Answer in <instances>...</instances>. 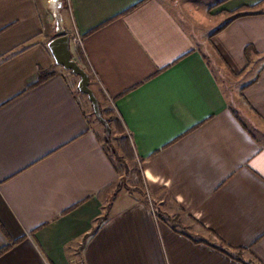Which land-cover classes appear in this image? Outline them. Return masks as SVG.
<instances>
[{"label": "crops", "instance_id": "obj_1", "mask_svg": "<svg viewBox=\"0 0 264 264\" xmlns=\"http://www.w3.org/2000/svg\"><path fill=\"white\" fill-rule=\"evenodd\" d=\"M47 3L0 0V264H264V0H212L221 26L246 15L206 52L164 0H65L69 56L141 170L132 191L51 53Z\"/></svg>", "mask_w": 264, "mask_h": 264}, {"label": "rangeland", "instance_id": "obj_2", "mask_svg": "<svg viewBox=\"0 0 264 264\" xmlns=\"http://www.w3.org/2000/svg\"><path fill=\"white\" fill-rule=\"evenodd\" d=\"M169 6L172 8L175 13L179 16V18L184 21L187 26L190 25L189 20L195 19L198 25L202 27L203 32L199 34L196 33V40L199 42L200 47L205 52L207 51V47L201 43V41L209 35L213 34V30H216L221 26V22L214 18L206 17L205 13L207 11V6L211 4L212 0H164ZM209 14V13H208ZM191 27V26H190ZM217 75H221L218 70H215ZM77 78L78 76L75 75ZM225 87L228 89L229 93L233 91L232 85L228 82H223ZM95 88V87H94ZM230 88V89H229ZM96 91V90H95ZM77 96L82 101L89 113V117L92 121L94 129L99 133L101 139L106 141L108 138L111 139L109 145L114 149H116L120 156L123 157V153L118 146V140L120 133L116 130L114 124L111 119L114 118L113 114H105L103 110L108 106L107 103L104 102V99L100 97V95L95 94L89 96L87 93L78 91ZM113 124V125H112ZM114 155V154H113ZM115 156H113L114 158ZM115 159V158H114ZM116 161V159H115ZM125 161V160H124ZM119 167L122 168L120 187L125 190V188H130L131 191L134 189H139L142 187L139 182L138 176V166L137 161H128L126 159L125 164L122 162H118Z\"/></svg>", "mask_w": 264, "mask_h": 264}, {"label": "water", "instance_id": "obj_3", "mask_svg": "<svg viewBox=\"0 0 264 264\" xmlns=\"http://www.w3.org/2000/svg\"><path fill=\"white\" fill-rule=\"evenodd\" d=\"M64 7L65 0H48L47 11L52 17V28L56 37L50 43V50L58 65L80 77L79 89L92 96L89 75L69 56V37L66 35Z\"/></svg>", "mask_w": 264, "mask_h": 264}, {"label": "trees", "instance_id": "obj_4", "mask_svg": "<svg viewBox=\"0 0 264 264\" xmlns=\"http://www.w3.org/2000/svg\"><path fill=\"white\" fill-rule=\"evenodd\" d=\"M244 15H246V14L237 13L225 25H223L220 28H218L217 30H215L213 32V34H211V36L213 37L214 35L219 33L222 29H224L226 27V25H228L234 19H237V18H239L241 16H244ZM34 44H35L34 42H30L29 44H26L25 46H22L18 50L14 51L10 56L13 57V56L19 55L20 53H22L25 50H27L30 47H32ZM70 72L73 73L72 71H70ZM55 74H56V72L54 70H52V69H46V70L45 69H39V76H40V82L39 83L46 81L47 79L53 77ZM87 74L89 75V80H90L89 87H90L92 76L88 72H87ZM103 113L112 115L114 113V111H113V109L111 107L107 106L103 110ZM111 121L114 124V126H115L116 130L118 131V133H120V135H121L119 140H118V143H119L118 146H119V148L121 149V151L123 153V157L119 155V153H118V151L116 149L113 150L111 145H109L110 142H111V139H109V138L105 141V145L107 147V150L111 153L112 156H115L114 158L116 159V162L118 161V162H122L123 164H125L126 159H128V161H136V158H135V156L132 153V148H131V145H130V143L128 141V138L125 135L122 134L121 124L119 123V121L117 120L116 117L112 118ZM138 176H139L138 177L139 178V182L142 183L143 177H142L141 170H140L139 167H138ZM1 253L2 252H0V254Z\"/></svg>", "mask_w": 264, "mask_h": 264}, {"label": "built area", "instance_id": "obj_5", "mask_svg": "<svg viewBox=\"0 0 264 264\" xmlns=\"http://www.w3.org/2000/svg\"><path fill=\"white\" fill-rule=\"evenodd\" d=\"M75 42L82 45L83 40H82V37L80 36V34L76 35Z\"/></svg>", "mask_w": 264, "mask_h": 264}]
</instances>
